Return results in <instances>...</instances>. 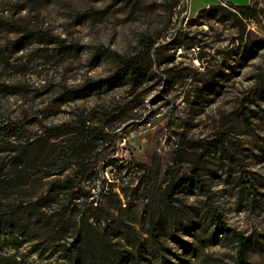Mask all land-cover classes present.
<instances>
[{"label": "rangeland", "instance_id": "obj_1", "mask_svg": "<svg viewBox=\"0 0 264 264\" xmlns=\"http://www.w3.org/2000/svg\"><path fill=\"white\" fill-rule=\"evenodd\" d=\"M211 5L226 13L199 18ZM243 5L252 8L253 20L235 14ZM152 44L159 47L151 51L155 63L164 64L137 88L124 80L121 87L67 101L65 91L115 72L112 56L94 58L97 47L132 56ZM263 77L264 0H0V175L10 171V147L48 128L79 129L72 138L50 141L53 157L78 135L94 139L84 161L89 172L76 177L74 164L60 175L54 168L50 178L38 173L24 190L0 199V210L33 203L53 179L74 178L71 194L58 196L48 215L74 198L69 222L90 205L97 218L109 211L147 240V218L162 207L167 185L198 167L204 187L194 184L192 192L176 196L168 216L183 222L189 216L204 228L200 216L207 211L212 226L206 234L198 230L201 243L194 232H181L194 242L193 254L161 234L167 259L234 264L236 241L246 239L245 261L264 264ZM11 128L21 134L9 137ZM110 161L116 166L107 168ZM216 228L218 242L210 245L207 237ZM53 251L30 230L0 234V264H65Z\"/></svg>", "mask_w": 264, "mask_h": 264}, {"label": "trees", "instance_id": "obj_2", "mask_svg": "<svg viewBox=\"0 0 264 264\" xmlns=\"http://www.w3.org/2000/svg\"><path fill=\"white\" fill-rule=\"evenodd\" d=\"M234 10H236L235 14L252 20L255 18L249 5L236 6ZM217 13H226V10L220 5H211L200 10L199 18L206 16V19H210V16ZM235 14L231 16L235 17ZM142 46L145 47V44L143 43ZM153 47V44L149 45L147 49L140 50L132 56L120 55L106 48L97 47L94 58L98 60L106 54L112 56L117 66L115 72L104 80L87 82L78 91H65V95L68 96L67 101L84 99L105 86L121 87L124 80H128L129 87L137 88L150 70L164 64L155 63L151 53ZM158 48L153 49V52L157 53ZM262 79L264 81V77ZM78 130L72 124L48 128L43 136L10 147V171L0 175V199L24 190L29 185L30 177L38 173H42L44 178L55 176L56 173L51 171L54 168H58L57 173L60 175L75 164L76 177L89 172L85 169L84 161L87 159L88 147L94 141L92 135L85 133L83 136L78 135L81 137L74 138L75 141H67L56 157L47 151L51 140L72 138ZM20 132L11 128L8 136H17L21 134ZM214 143L223 150L222 142L216 140ZM180 160L181 152L178 150L175 155L177 166ZM106 166L107 168L116 166V163L110 161ZM74 184V178L53 179L46 192L33 203H18L0 210V234L14 228L30 230L39 238L40 246H53L54 254H57L65 264H173L167 259L170 250L163 247L160 241L161 234L174 242L185 254H193L197 252L194 242L183 239L181 232L190 235L194 232L196 235L192 237L199 240L198 230L206 234V227L212 226L213 218L207 211L200 216L204 228H200V223L193 221L189 216L185 222L176 214L168 216L169 209L174 207L173 203L177 200L176 196L192 192L194 184H197L201 190L204 187L200 182L198 167L190 171L189 177L172 180L167 185L162 195V207L153 211L147 218L145 230L147 240L137 237L131 225L119 222L109 211H106L104 217L97 218L98 209L90 205L78 209L74 219L69 222L66 220V210L72 205L74 198L68 199L65 210H57L48 215L46 210L54 205L62 193L66 196L71 194ZM72 208H76V205ZM218 230V228L214 229L207 237L210 245L218 242L216 237ZM121 240H125L126 245L120 246ZM246 241V239H237L234 264H248L243 251ZM199 242L201 243L200 240ZM178 261L185 260L178 259Z\"/></svg>", "mask_w": 264, "mask_h": 264}]
</instances>
